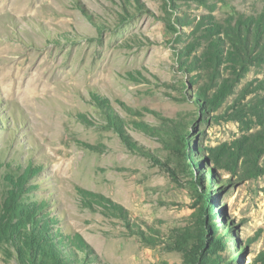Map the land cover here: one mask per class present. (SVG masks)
Masks as SVG:
<instances>
[{
    "label": "rangeland",
    "instance_id": "rangeland-1",
    "mask_svg": "<svg viewBox=\"0 0 264 264\" xmlns=\"http://www.w3.org/2000/svg\"><path fill=\"white\" fill-rule=\"evenodd\" d=\"M0 40V264H264V0H0Z\"/></svg>",
    "mask_w": 264,
    "mask_h": 264
},
{
    "label": "bare ground",
    "instance_id": "bare-ground-1",
    "mask_svg": "<svg viewBox=\"0 0 264 264\" xmlns=\"http://www.w3.org/2000/svg\"><path fill=\"white\" fill-rule=\"evenodd\" d=\"M28 11L27 7L25 6L24 8L21 9V12L22 13H26ZM5 12V11H4ZM21 13V15H22ZM25 16V15H24ZM5 44V45H4ZM0 51L2 50L3 52H12L11 49L14 48L13 44L11 43H7V42H4V41H1L0 40ZM3 45V46H2ZM18 46V45H17ZM16 47V46H15ZM25 49V48H24ZM18 50V49H17ZM15 52V51H14ZM15 59V58H14ZM17 61V60H16ZM15 61V62H16ZM12 63V61H11ZM10 64V63H9ZM15 64V63H14ZM18 64V63H17ZM7 65V64H6ZM3 69V76H5L7 79H13V82H14V68H13V65L11 66H7V67H2ZM11 82V81H10ZM11 82L10 84V88H11V91L15 92L16 94H22L28 101H30L31 99H33L36 95L33 93V90L28 87L26 84L24 85L23 83V86L19 83V84H15ZM17 82V81H16ZM19 82V81H18ZM11 94V93H10ZM37 98V97H36Z\"/></svg>",
    "mask_w": 264,
    "mask_h": 264
},
{
    "label": "trees",
    "instance_id": "trees-1",
    "mask_svg": "<svg viewBox=\"0 0 264 264\" xmlns=\"http://www.w3.org/2000/svg\"><path fill=\"white\" fill-rule=\"evenodd\" d=\"M190 134L186 130H182L180 132L178 138L174 139V147L179 150V152L182 154V158H188L190 165L194 166V152L190 150ZM207 203V201H206ZM215 243V240L213 241ZM200 261V260H199ZM206 263V261H204ZM213 264H219L216 261H213Z\"/></svg>",
    "mask_w": 264,
    "mask_h": 264
}]
</instances>
